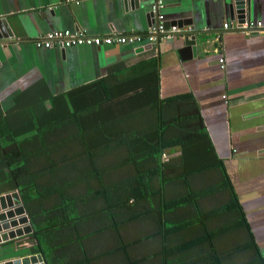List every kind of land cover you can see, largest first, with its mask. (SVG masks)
Wrapping results in <instances>:
<instances>
[{"label":"crops","instance_id":"obj_1","mask_svg":"<svg viewBox=\"0 0 264 264\" xmlns=\"http://www.w3.org/2000/svg\"><path fill=\"white\" fill-rule=\"evenodd\" d=\"M158 1L167 24L193 23L198 33L195 57L182 55L181 35L155 46L146 41L143 46L65 50L36 45L55 31L146 37L157 24L152 7ZM241 5L244 19L236 0H139L138 6L135 0H0L5 22L0 35L8 36L0 39V114L6 117L11 109L57 95L72 104L84 86L94 84L96 90L113 89L130 101L151 78H158L163 99L191 95L205 125L212 163H221L220 170L205 177L224 190L210 207L217 208L233 192L250 232L247 236L246 226H240L238 237L223 235L204 247L221 250V264H230L227 252H236L245 263V247L252 242L257 264H264V31L235 29L246 18L264 21V0H243ZM11 193L1 190L0 197ZM217 225L212 222L206 233L217 232ZM166 228L141 219L118 228H95L97 233L85 236L80 246L60 250L50 244L49 264H184L175 258L181 255L176 241H166ZM35 243L27 236L8 240L0 244V260L34 255Z\"/></svg>","mask_w":264,"mask_h":264},{"label":"trees","instance_id":"obj_2","mask_svg":"<svg viewBox=\"0 0 264 264\" xmlns=\"http://www.w3.org/2000/svg\"><path fill=\"white\" fill-rule=\"evenodd\" d=\"M94 85L84 86L72 104L57 95L0 114V192L19 193L34 228L27 236L36 242L31 252L49 264L53 242L60 250L80 246L95 228L141 219L167 227L166 241L173 238L181 254L177 261L221 264L222 251L204 245L238 237L240 226L250 232L233 192L210 207L224 190L205 177L221 163H212L192 96L161 98L158 78L130 101ZM214 221L218 231L206 233ZM250 243L245 263L227 252L230 264H257Z\"/></svg>","mask_w":264,"mask_h":264},{"label":"built area","instance_id":"obj_3","mask_svg":"<svg viewBox=\"0 0 264 264\" xmlns=\"http://www.w3.org/2000/svg\"><path fill=\"white\" fill-rule=\"evenodd\" d=\"M163 8V3L158 1L153 7L152 11L157 19V24L153 27L150 33L144 37L141 35L130 36H89L84 32H71V31H55L47 34L43 38L37 41L38 47L51 49L58 47L62 50L72 47H101V46H135L147 42L149 46H155L163 41H168L173 38L174 34L179 32L178 27H167V20L165 16L160 12ZM248 16V15H247ZM226 29L230 28L229 24L225 25ZM235 29L241 30H260L264 31V21H253L250 18H246L241 23H237ZM223 63L224 60H220Z\"/></svg>","mask_w":264,"mask_h":264},{"label":"water","instance_id":"obj_4","mask_svg":"<svg viewBox=\"0 0 264 264\" xmlns=\"http://www.w3.org/2000/svg\"><path fill=\"white\" fill-rule=\"evenodd\" d=\"M137 6L139 0H135ZM239 11L243 15L244 11L241 2L243 0H236ZM239 1V2H238ZM233 13V10H232ZM244 21V20H242ZM4 20L0 19V31L4 30ZM167 27L175 26L173 24H167ZM179 32L175 33L174 36H183L185 47L181 50L182 55L189 58L197 55V41L198 33L194 30L193 23L190 21L179 22ZM189 27L192 29L188 30ZM183 31V32H181ZM12 36V35H11ZM8 38L7 34L4 36L0 35V39ZM33 233V226L30 224V219L27 215L24 205L21 203V198L17 192L7 194L0 197V244L7 242L8 240L21 239ZM44 258L41 254L28 255L20 258H6L0 260V264H42Z\"/></svg>","mask_w":264,"mask_h":264},{"label":"bare ground","instance_id":"obj_5","mask_svg":"<svg viewBox=\"0 0 264 264\" xmlns=\"http://www.w3.org/2000/svg\"><path fill=\"white\" fill-rule=\"evenodd\" d=\"M28 215V214H27ZM29 217V216H28ZM31 224V223H30Z\"/></svg>","mask_w":264,"mask_h":264}]
</instances>
